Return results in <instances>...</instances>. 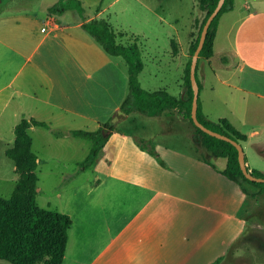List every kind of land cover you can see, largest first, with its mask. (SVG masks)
<instances>
[{"label": "crops", "instance_id": "0c3cea01", "mask_svg": "<svg viewBox=\"0 0 264 264\" xmlns=\"http://www.w3.org/2000/svg\"><path fill=\"white\" fill-rule=\"evenodd\" d=\"M83 1L90 10L88 20H109L124 32L123 43L138 38L143 61L146 52L161 66L169 68L176 62L184 67L185 76L203 15L197 0L186 7L182 0L168 1V14L161 0H129L119 7H115L118 0ZM48 8L44 15L28 6L21 13L0 14V188L8 181L16 184L20 177L6 150L15 142L22 118L50 124L29 128L33 150L34 134L49 136L50 170H78L89 152L85 138L71 130L100 128L129 92L126 60L110 54L84 28L77 13L65 18V13L50 14ZM153 40L156 43L150 45ZM214 58L223 65L215 66ZM145 68L144 61L139 78L147 89L142 80ZM212 74L219 85L210 81ZM197 75L205 115L212 120L226 117L247 134L248 140L242 142L247 163L264 171L247 149L248 145L264 156L258 150L264 148V0H234V7L220 18L214 54L201 58ZM183 83L185 96L184 77ZM163 86L171 93L167 81ZM133 113L139 114H128L107 133L109 139L91 166L98 185L86 194L75 190L65 207L54 208L73 219L63 264H215L218 260L227 264L230 248L248 226L241 214L247 195L220 171L227 162L209 157L215 168L204 160L193 136L192 146L184 149L158 140L157 134L123 129ZM147 116L186 123L179 110ZM56 130L63 135H56ZM137 139L155 140L165 165L143 150ZM66 175L69 172L62 173L61 180ZM56 197L61 199L63 193L58 190ZM0 264L5 263L0 260Z\"/></svg>", "mask_w": 264, "mask_h": 264}, {"label": "trees", "instance_id": "16d2710c", "mask_svg": "<svg viewBox=\"0 0 264 264\" xmlns=\"http://www.w3.org/2000/svg\"><path fill=\"white\" fill-rule=\"evenodd\" d=\"M197 1L200 10L204 11L205 15L199 23L198 32L191 44V56L184 76L185 88L187 89L184 97H176L165 89L155 91L145 89L139 78L141 71L144 69V61L138 38L127 44L123 43L121 37L124 32L117 31L109 20L105 18L88 20L90 10L83 0H59L49 6L48 12L50 14L62 15L69 10L75 11L84 21V28L110 54L122 56L128 64L129 92L114 116L96 130L73 129L71 134L92 141L91 150L82 163L83 168H88L93 166L101 155L109 139L108 131L115 130L117 123L128 114L132 112H140L145 115L165 114L179 110L195 126L194 139L199 147L214 157L227 158L226 167L220 171L241 186L243 192L247 195V199L257 197L264 194V182L251 180L245 175L240 165L238 148L232 142L204 131L195 124L192 118L194 97L191 81L192 56L198 46L203 26L219 0ZM233 7L234 0H226L222 9L214 18L201 51L199 62L202 57H211L214 54V43L220 18ZM199 84L201 86L200 81ZM198 117L207 127L226 134L241 143L249 138L226 117L218 120L208 118L203 111L200 97ZM31 124L50 127V124L46 121L22 118L15 129L16 140L14 145L6 150L7 156L15 162L16 171L20 174V177L10 197L0 195V260L8 261L11 264H63L69 240V229L72 226L73 219L66 212L41 207L37 202L39 179L36 170L39 157L33 150V137L29 132ZM55 134L63 135V131L56 130ZM137 143L143 150L150 152L161 164L165 165L153 139H137ZM258 150L264 153V148L261 146H258ZM200 155L217 168L216 164L205 153L201 152ZM246 160L248 161L247 156ZM248 168L253 174L264 177L263 170L251 168L249 165ZM232 248L233 246L230 248L227 258L232 254ZM219 262L220 260L215 264Z\"/></svg>", "mask_w": 264, "mask_h": 264}, {"label": "rangeland", "instance_id": "374dc122", "mask_svg": "<svg viewBox=\"0 0 264 264\" xmlns=\"http://www.w3.org/2000/svg\"><path fill=\"white\" fill-rule=\"evenodd\" d=\"M59 0H1L0 14L3 13H21L22 9L28 6L32 11L39 15L46 14L45 11L48 6H51L57 3ZM95 1V0H91ZM113 0H106L105 3L109 4ZM119 1V2H118ZM115 7L123 4L125 1L129 0H118ZM140 1V0H139ZM147 2H157L160 0H143ZM171 0H161L163 3L165 12L168 14L167 4ZM184 7L190 5L191 0H182ZM75 11L69 10L65 12L64 17L70 18L73 17ZM201 20L204 18L205 12L202 11ZM120 16L121 15L120 13ZM186 21L187 19H183ZM164 39H161V45L164 44ZM150 45L155 44L156 42L149 41ZM143 58V57H142ZM166 60V58H164ZM144 61L146 63V68L142 74V80L144 85L148 90L155 91L162 89L164 81L169 83V91L178 95L179 97H184V90L181 88L184 77V67H179L176 62H173L169 68L164 65H160L158 60L155 59L149 53H144ZM213 64L217 67L223 65L222 62L218 61L217 58L213 59ZM222 79L225 77L224 74H220ZM180 79V82H179ZM210 81L219 85L221 83L219 79L212 74ZM185 87V86H184ZM186 123H181L177 121H171L167 123L166 121H160L157 118L149 117L139 112V114H131L130 119L121 125L125 130H128L133 133H148L158 136V140L166 141L167 143H172L178 146H181L184 149H188L192 144L189 143V140L194 139V134L196 131L195 126L189 119H186ZM89 130V129H88ZM193 133V135H192ZM85 138V137H84ZM16 140V135H15ZM34 151L37 153L38 157L40 156L41 161L38 164L36 170L38 176V186H37V195L36 199L38 204L41 207L49 208V201L51 203V209L55 207L62 208L67 205V200L71 193H74L75 190H78L80 193L86 194V192L91 187H96L97 181L94 171L91 167L83 168L82 165L80 168H54L50 170L49 168V136L43 134H34ZM84 144L88 152H90L92 147V141L88 138L83 139ZM155 141V140H154ZM195 149L198 153H205L207 157H210L213 160H216L218 163L227 162V158L222 157L216 159V157L210 155V153L203 150L199 147L194 139ZM14 143L10 146L12 147ZM244 146V145H243ZM245 149V148H244ZM247 149L252 161L264 168V156L262 154L256 153L254 150L247 145ZM12 162V161H10ZM249 164V163H248ZM58 166L55 165V167ZM69 172L72 176L66 175L65 178L61 180V174ZM79 173V174H78ZM5 184L0 188V194L6 193L9 189L15 188L16 184L10 185ZM60 190L63 193V197L60 199L56 197L57 191ZM11 194H6L5 197H10ZM60 199V200H57ZM56 210V209H54ZM242 215L247 219L248 226L243 234L235 242L232 248V254L229 257L227 264H264V194L257 197H249L246 204L243 207ZM5 264H11L8 261H3Z\"/></svg>", "mask_w": 264, "mask_h": 264}, {"label": "water", "instance_id": "95a60500", "mask_svg": "<svg viewBox=\"0 0 264 264\" xmlns=\"http://www.w3.org/2000/svg\"><path fill=\"white\" fill-rule=\"evenodd\" d=\"M225 1L226 0H219L215 9L208 16V18H207V20L203 26L198 46H197V48H196V50L192 56L191 81H192V86H193V90H194L193 106H192V118H193V121L195 122V124L197 126H199L200 128H202L204 131L208 132L209 134H211L213 136H217L219 138H222V139H225L227 141L232 142L238 148L240 165H241V168L244 171L245 175L251 180L264 182V177L257 176L255 174H253L252 171L248 168L245 149H244V146L241 142L233 139L232 137H230L226 134H223L221 132H218L216 130H213V129L207 127L204 123H202L200 121V119L198 117L200 84H199V81L197 78V67H198V63H199V58H200L201 51L205 45V41L207 38V34L209 31L210 25L212 24L214 18L218 15L220 10L222 9ZM108 133H110V131Z\"/></svg>", "mask_w": 264, "mask_h": 264}, {"label": "built area", "instance_id": "2783aa9c", "mask_svg": "<svg viewBox=\"0 0 264 264\" xmlns=\"http://www.w3.org/2000/svg\"><path fill=\"white\" fill-rule=\"evenodd\" d=\"M46 27H47V24L43 27V30H45L46 29Z\"/></svg>", "mask_w": 264, "mask_h": 264}]
</instances>
